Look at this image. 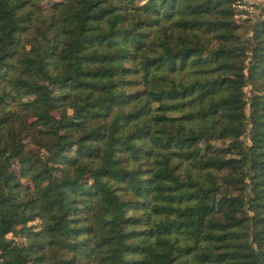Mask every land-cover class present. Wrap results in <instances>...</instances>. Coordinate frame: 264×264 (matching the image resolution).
Returning a JSON list of instances; mask_svg holds the SVG:
<instances>
[{"label":"trees","instance_id":"trees-1","mask_svg":"<svg viewBox=\"0 0 264 264\" xmlns=\"http://www.w3.org/2000/svg\"><path fill=\"white\" fill-rule=\"evenodd\" d=\"M234 4L0 0V264H264V4Z\"/></svg>","mask_w":264,"mask_h":264},{"label":"rangeland","instance_id":"rangeland-1","mask_svg":"<svg viewBox=\"0 0 264 264\" xmlns=\"http://www.w3.org/2000/svg\"><path fill=\"white\" fill-rule=\"evenodd\" d=\"M50 2L46 1L42 5H49ZM264 4V0H235V19L239 23H244L246 19H254L256 18L261 10L262 5ZM239 31L242 32V26L239 28ZM12 104V102H10ZM11 107V106H9ZM1 111V109H0ZM28 145L36 148V146L32 143L28 142ZM13 168L17 171V165L16 163L13 164ZM23 181H27L24 177L22 178ZM30 223H35L36 225L39 223V221L36 219Z\"/></svg>","mask_w":264,"mask_h":264}]
</instances>
